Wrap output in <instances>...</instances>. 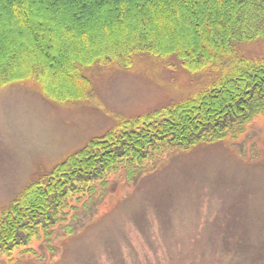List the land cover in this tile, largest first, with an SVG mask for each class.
<instances>
[{
  "label": "rangeland",
  "instance_id": "374dc122",
  "mask_svg": "<svg viewBox=\"0 0 264 264\" xmlns=\"http://www.w3.org/2000/svg\"><path fill=\"white\" fill-rule=\"evenodd\" d=\"M236 50L264 56V39ZM219 70L191 73L175 56L144 53L128 66L86 68L93 100L53 102L32 81L0 88V211L92 138L187 98ZM131 167L74 202L49 240L33 242L35 254L0 264H264V115L234 136L166 146Z\"/></svg>",
  "mask_w": 264,
  "mask_h": 264
},
{
  "label": "trees",
  "instance_id": "16d2710c",
  "mask_svg": "<svg viewBox=\"0 0 264 264\" xmlns=\"http://www.w3.org/2000/svg\"><path fill=\"white\" fill-rule=\"evenodd\" d=\"M261 39L264 0H0V88L32 81L53 102L93 100L86 68L128 66L144 53L175 56L191 73L221 69L207 86L125 119L28 185L0 211V256L35 254L33 242L49 240L74 202L90 200L120 168L143 169L166 146L234 136L264 115V56L236 50Z\"/></svg>",
  "mask_w": 264,
  "mask_h": 264
}]
</instances>
